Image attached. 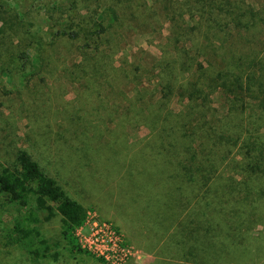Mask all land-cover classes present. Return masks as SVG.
Here are the masks:
<instances>
[{
	"label": "trees",
	"instance_id": "1",
	"mask_svg": "<svg viewBox=\"0 0 264 264\" xmlns=\"http://www.w3.org/2000/svg\"><path fill=\"white\" fill-rule=\"evenodd\" d=\"M108 1L72 0L66 4L65 0H57L54 5H47L48 13L34 5L28 8V12L35 10L52 23L54 40L82 41L70 43L80 50L77 57L81 58L75 61V65L63 67L62 71L66 79L75 83L85 80L87 95L83 98L84 103L88 104L90 98L102 101L103 95L112 97L111 93L115 92L123 94L126 100L119 115L122 124L134 126L140 123L152 133L160 156L151 171L156 176L151 182L155 199L153 205L145 209L150 207L155 212L152 228L156 241L151 247L157 256L164 258V264H221L223 255H218L216 263V256L206 251L214 245L213 237L219 238V232L211 234V239L208 237L210 227H205V231L209 230L205 233L209 243L203 241L206 254L199 249V189L203 185L212 190L215 172L221 164L218 159L221 147L225 152V145L230 144L233 136L224 133L222 126L225 118L236 109L235 105L231 106L237 98L233 95L235 89L242 92L246 85L248 90H253L258 83V90L264 94V82L261 81L264 77V43L259 49L253 43L250 46L245 43L240 51L234 43L251 41L249 38L254 40L257 34L264 35V0H153L157 4L152 7L145 0L143 4L139 3L133 14L136 17L137 11L140 14L144 8L149 9L151 17L162 13L165 22L171 23V37L166 39L173 40V43L161 47V57L155 59L151 75H148L147 81L152 83L155 80L153 87L145 83L142 74L133 75L129 81L123 71L129 69L122 62L113 68L114 50L122 44L110 43L113 29L121 27L129 13H120L118 4L106 5ZM116 1L122 5L130 0ZM80 4L81 10L85 9L91 15L90 19L78 13ZM99 9H102L101 19H97ZM64 44L68 43H26L13 49L0 43V73L17 86L30 90L38 84L44 85L40 82L46 85V45L51 46L57 56ZM172 49L175 52L171 53ZM60 58L61 55L57 56V60ZM206 61L209 63L207 70L191 73L196 63L201 68V62ZM92 82L97 84L92 85ZM129 82L135 84L132 87L135 93L131 97L127 95ZM219 86L230 98V105L222 114L211 107L212 96ZM175 100L182 105L179 110L169 108ZM79 112L76 109L68 113L67 109L60 111L56 107L49 116L45 108L43 112L39 107L34 109V124L38 131L33 127L26 134L32 141V150L19 144L21 137L14 130L0 127V195L10 203L28 208L16 228L22 239L37 242L32 252L38 256L50 249L48 240L36 225L40 216L46 220L60 217L61 235L68 250L73 254L89 253L77 235L78 229L89 218V210L71 192L69 177L73 170L78 174L81 170L97 171L109 166L126 169L134 165L131 162L124 168L118 158L122 147L115 146L112 140H97V132L90 133L84 127ZM3 131L6 132L1 135ZM69 132L71 135L68 136ZM116 136L122 144L127 143L125 130L121 136L117 133ZM224 139L226 143H223ZM243 147H248L246 152L249 153L257 149V142L247 136ZM244 156L247 162H253L250 155ZM137 174L140 173L137 171ZM187 198L193 204L186 205ZM211 204L206 202L210 211ZM224 249L226 255L228 247L224 246Z\"/></svg>",
	"mask_w": 264,
	"mask_h": 264
},
{
	"label": "rangeland",
	"instance_id": "2",
	"mask_svg": "<svg viewBox=\"0 0 264 264\" xmlns=\"http://www.w3.org/2000/svg\"><path fill=\"white\" fill-rule=\"evenodd\" d=\"M56 1L0 0L2 4L0 43H5L7 47L13 49L26 43H68L58 51L57 56L61 55L58 60L56 52L50 49L51 46L46 45V85L45 82H40L44 85L38 84L30 90L24 86H17L8 76L0 73V127L4 126L9 131L14 130L21 137L19 144L32 150V141L26 134L35 127L34 109L39 107L43 112L45 108L49 116L56 107H59L60 111L63 108L67 109L68 113L78 109L84 127L88 128L90 133L96 131L97 140L102 142L112 140L115 146L122 147V152L118 155L120 161L124 163L122 166L126 168L131 162L134 165L126 169L109 166L100 167L97 171L81 170L78 174L73 170L71 178L68 176L71 179L73 196L89 210L87 222L77 231L83 248L89 253L73 254L68 250L61 235L60 217L46 220L40 216L36 225L48 240L50 249L43 255H35L32 250L37 247V242L22 239L16 228L18 220L28 208L10 203L4 195H0L1 264H164V258L157 256L151 247V243L156 241L154 237L156 234L152 228L155 212L150 210V207L145 209L146 206L153 205L155 199L151 182L156 176L151 171L159 162L160 156L154 145L152 133L146 125L140 123L134 126L129 123L122 124L119 115L122 113L121 105L126 100L123 94L111 93L112 97L103 95L102 101L90 98L86 104L85 80L80 79L75 83L72 79L64 77L62 68L75 65V61L81 58L77 57L80 50L75 44L70 43L82 41L54 40L51 36L52 23L50 24L40 13L34 12L35 10L28 12V8L34 5L42 7L43 13H48L47 5L49 3L54 5ZM138 1L130 0L123 2L122 5L116 0L106 3L118 4L116 6L120 13L122 11L129 13L127 21L124 20L121 27L113 29L110 43L122 44L114 50L112 65L114 68L122 62L129 69L130 74L123 70L129 76V81L133 75L142 74L145 83L153 87L155 80L152 83L147 81L148 75H151L155 59L161 57V47L165 43H173V40L166 39L171 37L169 36L171 23L165 22L162 13L151 17L149 9L144 8L140 14L137 11L136 17L133 14L139 3L143 4L144 0ZM145 1L151 7L157 4L153 0ZM65 2L70 4L72 0ZM99 11L97 19L102 18V9ZM78 13L83 14L81 17L90 19L91 15H88L85 9L81 10V4ZM249 39L251 41H235L236 48L239 50L245 43H249L248 46L253 43L257 49L262 48L264 35L257 34L254 40ZM173 52L175 49L171 50V53ZM208 65L207 61L201 62L199 68L196 63L191 73H195V70L198 73L204 68L207 70ZM261 81L264 82V77ZM134 85L133 82L128 83L127 90L130 91L127 95L130 97L135 93L132 91ZM258 85L257 83L253 87L255 90H248L246 85L242 92L235 89L233 95L237 98L233 97L236 101L231 106L235 105L236 109L225 118V124L222 126L224 133L233 136L230 138V144L225 145V152L221 147V154L218 155L221 164L218 161L220 166L215 172L212 190L205 189L203 185H200L199 189L201 197L199 249L202 254H206L203 251L206 250L203 241L209 243L205 235L209 230L205 231V227H210L209 238L211 234L219 232V238H211L214 245H210L206 251L216 256L215 262L218 255H223L221 264H264V101H262L264 94L258 90ZM228 105L230 98L226 90L219 86L217 93L212 96L211 107L222 114ZM169 108L179 110L182 105L175 100ZM34 129L38 131L37 127ZM123 130L126 131L128 139L127 143L122 144L120 139L116 138V133L121 136ZM4 132L6 131L1 132V135ZM247 136H251L252 141L257 142V149L249 153L246 152L249 148L243 147ZM226 142L224 139L223 143ZM246 154L252 157V163L247 162L244 156ZM137 171L140 174H137ZM206 202H212V211L208 210ZM189 203L192 202L187 198L185 204ZM224 246L228 247L226 255Z\"/></svg>",
	"mask_w": 264,
	"mask_h": 264
}]
</instances>
